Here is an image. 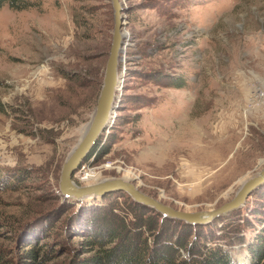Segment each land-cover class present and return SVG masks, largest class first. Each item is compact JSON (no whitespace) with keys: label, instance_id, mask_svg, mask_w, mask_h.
Instances as JSON below:
<instances>
[{"label":"rangeland","instance_id":"rangeland-1","mask_svg":"<svg viewBox=\"0 0 264 264\" xmlns=\"http://www.w3.org/2000/svg\"><path fill=\"white\" fill-rule=\"evenodd\" d=\"M122 1L128 46L115 119L100 137L108 147L73 181L124 178L184 213L219 209L264 168V0ZM34 2L0 10V264L31 262L22 257L32 249L35 264H68L85 251L84 233L69 234L83 207L133 201L119 192L75 202L59 186L103 87L111 0ZM179 78L185 88L170 86ZM211 226L227 233L219 242L232 264H252L264 185Z\"/></svg>","mask_w":264,"mask_h":264},{"label":"trees","instance_id":"trees-1","mask_svg":"<svg viewBox=\"0 0 264 264\" xmlns=\"http://www.w3.org/2000/svg\"><path fill=\"white\" fill-rule=\"evenodd\" d=\"M34 1L0 0V10L8 6L15 11H24L38 6V2ZM170 86L180 89L187 84L179 78ZM103 147L105 150L108 146L102 145L100 138L86 159L100 154ZM79 212L72 219V225L78 231H69V234L84 233L81 245L85 251L77 253L68 264H232L227 250L219 242L228 238L227 233L217 236L210 229L211 224H186L164 217L134 201L129 203V200L123 204L112 202L101 209L85 206ZM240 232L241 229H237L232 233L238 237ZM257 243L252 247V264H264V230L259 234ZM22 258L31 260L26 264H35L38 252L33 249L25 251Z\"/></svg>","mask_w":264,"mask_h":264},{"label":"water","instance_id":"water-1","mask_svg":"<svg viewBox=\"0 0 264 264\" xmlns=\"http://www.w3.org/2000/svg\"><path fill=\"white\" fill-rule=\"evenodd\" d=\"M114 13V29L109 58L106 65L103 87L98 99L96 111L91 122L86 127L84 135L78 146L69 155L63 165L60 180V191L63 197L75 202H88L102 200L105 196L124 192L132 200L140 205L155 210L157 213L169 219L182 221L190 225H209L215 220L229 216L231 213L242 209L247 199L264 185V168L258 176L248 180L238 190L235 198L211 212L184 213L164 205L163 203L142 193L137 186L122 179L103 180L97 184L79 187L73 181L75 172L81 167L100 137L108 132L115 119V111L118 109V93L122 86L120 65L124 63L125 48L128 46V33L125 31L127 7L122 0H111ZM125 70V66H122ZM124 74V73H123Z\"/></svg>","mask_w":264,"mask_h":264},{"label":"bare ground","instance_id":"bare-ground-1","mask_svg":"<svg viewBox=\"0 0 264 264\" xmlns=\"http://www.w3.org/2000/svg\"><path fill=\"white\" fill-rule=\"evenodd\" d=\"M261 171H262V170H261ZM260 173H261V172H260ZM260 173H259V174H260ZM259 174H258V175H259ZM95 175H96V174H95ZM258 175H256V176H258ZM254 177H255V176H254ZM86 178H87V181H91V180L95 179V177L92 176L91 174L87 175ZM252 178H253V177H252ZM250 179H251V178H250ZM250 179H248V180H250ZM248 180H247V181H248ZM95 181H97V180H95ZM125 181H127V180H125ZM247 181H246V182H247ZM246 182H245V183H246ZM245 183H244V184H245ZM244 184H242L241 188L243 187ZM241 188H240V189H241Z\"/></svg>","mask_w":264,"mask_h":264},{"label":"built area","instance_id":"built-area-1","mask_svg":"<svg viewBox=\"0 0 264 264\" xmlns=\"http://www.w3.org/2000/svg\"><path fill=\"white\" fill-rule=\"evenodd\" d=\"M125 5V4H124ZM260 96H263V94L261 93V95Z\"/></svg>","mask_w":264,"mask_h":264}]
</instances>
